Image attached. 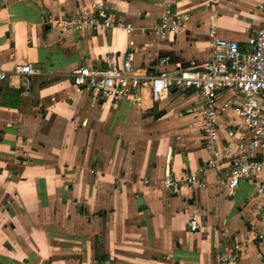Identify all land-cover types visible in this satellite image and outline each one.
Masks as SVG:
<instances>
[{"label":"crops","instance_id":"obj_1","mask_svg":"<svg viewBox=\"0 0 264 264\" xmlns=\"http://www.w3.org/2000/svg\"><path fill=\"white\" fill-rule=\"evenodd\" d=\"M262 1L0 0V264H218L252 226L263 239L231 264H264V201L251 182L228 194L217 183L224 168L203 169L209 153L192 91L112 104L71 80L81 67L120 65L128 52L135 73L154 75L165 59L174 75L203 61L213 38L246 51ZM98 5L131 33L74 30L72 20ZM164 5L189 19L178 35L157 38L151 31ZM26 63L42 73L28 86L13 74ZM218 125L223 143L226 122ZM165 170L195 175L205 188L168 195ZM192 214L200 219L195 233Z\"/></svg>","mask_w":264,"mask_h":264},{"label":"built area","instance_id":"obj_2","mask_svg":"<svg viewBox=\"0 0 264 264\" xmlns=\"http://www.w3.org/2000/svg\"><path fill=\"white\" fill-rule=\"evenodd\" d=\"M258 10L262 22L246 51L236 42L213 38L203 61L191 60L186 68L179 69L174 75L166 71L165 59L158 61L156 74L139 75L132 67L133 54L128 52L120 65L112 60L105 68H78L72 74V83L76 89L112 104L122 100L139 104L145 92L148 100L156 104L170 90L192 91L201 105L202 144L209 153L203 169L224 168L223 177L217 183L228 194H232L241 181L251 182L255 196L264 201V1L258 5ZM105 11V6L98 5L93 16L78 15L70 24L76 31L103 26L119 27L127 34L131 33L130 26L114 24ZM188 19L186 13L178 14L164 5L151 33L157 38L176 36L185 29ZM13 74L28 86L30 77L42 73L26 63L15 66ZM4 79V74L0 73V80ZM219 120L226 122L223 143L218 138ZM143 183L147 184V181ZM182 186L204 189L205 183L192 174L176 179L165 170L161 184L163 191L175 195ZM262 213V208L256 211L258 217ZM199 223L196 214L190 215L189 232H197ZM249 233L252 239L233 238V242L223 249L224 253L217 256L216 262L231 264L246 252L251 240L263 239L256 226H252Z\"/></svg>","mask_w":264,"mask_h":264},{"label":"water","instance_id":"obj_3","mask_svg":"<svg viewBox=\"0 0 264 264\" xmlns=\"http://www.w3.org/2000/svg\"><path fill=\"white\" fill-rule=\"evenodd\" d=\"M141 204H142V200L141 199L137 200L136 205L141 206Z\"/></svg>","mask_w":264,"mask_h":264}]
</instances>
